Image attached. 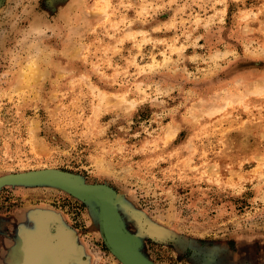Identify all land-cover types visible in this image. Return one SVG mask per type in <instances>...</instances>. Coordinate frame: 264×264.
<instances>
[{
    "label": "rangeland",
    "instance_id": "obj_1",
    "mask_svg": "<svg viewBox=\"0 0 264 264\" xmlns=\"http://www.w3.org/2000/svg\"><path fill=\"white\" fill-rule=\"evenodd\" d=\"M43 168L113 188L156 264H264V0H0V176ZM39 205L121 264L56 188L0 187V229Z\"/></svg>",
    "mask_w": 264,
    "mask_h": 264
},
{
    "label": "water",
    "instance_id": "obj_2",
    "mask_svg": "<svg viewBox=\"0 0 264 264\" xmlns=\"http://www.w3.org/2000/svg\"><path fill=\"white\" fill-rule=\"evenodd\" d=\"M7 185L47 186L68 193L89 206L105 246L121 264H156L143 253L141 237L128 228L120 212V207L125 206L121 196L107 184L88 183L79 174L43 168L0 176V187ZM145 231L161 239H172L162 227L148 226ZM36 247L51 252L47 264L92 262L78 231L61 211L48 206L26 207L0 229V264H21L30 249Z\"/></svg>",
    "mask_w": 264,
    "mask_h": 264
},
{
    "label": "bare ground",
    "instance_id": "obj_3",
    "mask_svg": "<svg viewBox=\"0 0 264 264\" xmlns=\"http://www.w3.org/2000/svg\"><path fill=\"white\" fill-rule=\"evenodd\" d=\"M49 252V251H48ZM51 252L47 253V249L46 248H41L39 251H37V253L35 254V258L33 261V264H47L46 260L50 257ZM44 260V261H43Z\"/></svg>",
    "mask_w": 264,
    "mask_h": 264
}]
</instances>
